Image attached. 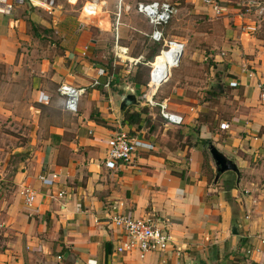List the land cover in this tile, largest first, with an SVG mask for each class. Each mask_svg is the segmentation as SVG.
I'll return each mask as SVG.
<instances>
[{"label": "crops", "instance_id": "crops-1", "mask_svg": "<svg viewBox=\"0 0 264 264\" xmlns=\"http://www.w3.org/2000/svg\"><path fill=\"white\" fill-rule=\"evenodd\" d=\"M59 1L45 11L50 21L28 3L0 16V264H264V0H224L219 17L200 0L175 3L211 43V54L191 52L190 67L149 98L180 114L178 127L147 101L125 108L138 122L124 120L126 89L114 78L110 88L92 85L106 82L93 56L99 25L67 15ZM169 26L166 37L183 39ZM43 29L59 39L56 47L31 44ZM61 84L85 88L76 114L63 110ZM119 129L153 149L111 170L107 140ZM210 145L237 172L215 181ZM51 174L58 178L43 186L39 177ZM22 186L36 192L32 207ZM115 213L166 227L172 247L143 258L116 253L122 235L108 220Z\"/></svg>", "mask_w": 264, "mask_h": 264}, {"label": "built area", "instance_id": "built-area-1", "mask_svg": "<svg viewBox=\"0 0 264 264\" xmlns=\"http://www.w3.org/2000/svg\"><path fill=\"white\" fill-rule=\"evenodd\" d=\"M201 3L207 7H210L216 17H219L222 13L221 4L224 0H200ZM26 3L39 7L51 13L55 6L54 0H0V16L9 17L12 15L15 8L25 5ZM89 5L88 9H86ZM98 2L94 0L83 6L82 10L87 16L95 15L98 11ZM121 9V7L119 8ZM129 7L126 6L125 10ZM135 11L141 15L148 25L151 27L150 34L146 35L149 40L154 43L162 44L164 50H170L171 48H179L184 51V43H178L176 41L166 40L164 30L169 25L173 18V14L176 9L168 1H150L140 2L135 6ZM118 24V22H117ZM250 31H254V28H248ZM117 52L125 55L126 50L121 47H116ZM162 52V51H161ZM122 55H118L121 59ZM134 65L142 64L149 69V81L152 82L154 68L152 62L142 63L143 57L129 59ZM121 62H125L121 59ZM178 64V63H177ZM173 66L175 68L177 66ZM170 73V72H169ZM98 75L104 77L106 82L104 87L108 88L112 82V76H109L104 70H99ZM169 75V74H168ZM167 78H163L158 84L161 85ZM93 87L99 85L98 80L93 82ZM158 85V86H159ZM259 100L264 109V79L258 85ZM58 95L63 99V110L67 113L76 114L79 110L80 99L85 93V88L75 87L69 84H61L57 89ZM142 99H146L147 95H143ZM48 100V97L43 96L42 101ZM149 105L155 106L159 109L160 118L165 124L170 126H182L184 118L175 112L169 110L166 101L159 103H153L150 99H146ZM153 147L145 143L142 139L131 135L123 129L116 131L107 140V156L104 160L105 167L108 169H115L117 164H128L133 159L134 155L142 150H151ZM58 178L57 174L41 175L39 180L45 187H49ZM19 195L25 202L27 207H32L35 202L36 192L29 186H22L19 190ZM59 198L65 196V192H59L57 194ZM109 223L117 230L120 231L122 239L119 240L118 245L115 247L116 253L125 254L137 251L139 257L143 258L146 254L152 252H165L173 245V237L171 232L166 228H160L150 220L135 219L128 215H122L115 213L110 215ZM260 242L264 243V233L259 236ZM60 259V257L58 258Z\"/></svg>", "mask_w": 264, "mask_h": 264}, {"label": "rangeland", "instance_id": "rangeland-1", "mask_svg": "<svg viewBox=\"0 0 264 264\" xmlns=\"http://www.w3.org/2000/svg\"><path fill=\"white\" fill-rule=\"evenodd\" d=\"M61 1L63 2V8L67 15H70L71 17L74 16L76 18L81 16L80 22L86 23L87 21V23L91 22L99 25L97 33L93 36L96 42H98L93 52L95 60H101V63L109 76L113 75L114 79L118 77L117 82L113 80V82L116 83V89H118V86L122 89H126L129 94L136 96L138 101L146 102V99H149L151 96H147L146 99H142L141 97L143 95H147L148 91L151 89L156 91L158 87L156 90L153 89V84L149 81V69L147 66L142 64L134 65L127 58L137 59L142 56L143 60L141 61H144L142 63H156L157 60L162 58L161 51L165 49L162 44H156L144 35L150 31V27L146 20L135 11V6L138 3L168 1L175 7V9L177 8L169 25L173 31L179 30V34H181L183 39L165 37L168 41H176L178 43L186 42V45L185 51L182 53L177 66L170 69L168 77H170L174 71L181 73L183 68L190 67L188 65L189 60L187 61V59L191 56V52L193 53L197 52L196 50H204L206 51L205 56L211 54V43L209 37L207 36V30L205 29L202 35L199 33L198 35L196 34L193 22L189 21L186 16L187 14L183 10H178V7L175 6V3H177L178 0H103L104 3L99 4L97 13L92 16H87L83 12L82 8L84 5L81 0H78L76 3V0H60L59 2ZM54 2L56 4L57 0H54ZM73 2L75 4H73ZM126 6L129 7L128 10H125ZM120 7L121 9H119ZM37 9L41 11L40 15H42V18L46 21H50V19L54 17L53 15L50 16L46 14V12L40 8ZM178 19H184L188 21V23L180 22ZM47 29H43L41 34L42 39H39V41L33 40L31 41V44L40 46L45 50H47V47H56V43L59 39H56L52 35L51 29ZM117 46L126 50L125 55L117 52ZM156 48L158 50V55L154 57V59L148 61L147 58L151 56L152 51ZM51 54L52 52L50 50L45 54V57ZM118 55H122L121 59L125 62H121ZM205 63H207L208 66L213 64L210 57L207 58ZM135 82L141 86V93L139 94L134 92L133 88L135 87ZM129 108H131V106H129ZM1 126H3V124H0V127Z\"/></svg>", "mask_w": 264, "mask_h": 264}, {"label": "bare ground", "instance_id": "bare-ground-1", "mask_svg": "<svg viewBox=\"0 0 264 264\" xmlns=\"http://www.w3.org/2000/svg\"><path fill=\"white\" fill-rule=\"evenodd\" d=\"M89 5H87L86 9H88ZM182 50L179 48H171L170 50H163L161 52L162 58L157 60L156 63L152 64L154 68V72L152 74L153 79L151 84H153V89L156 90L159 87L158 83L165 77H168L170 69L177 64L182 56ZM152 89L148 91L147 96H152L153 93Z\"/></svg>", "mask_w": 264, "mask_h": 264}, {"label": "water", "instance_id": "water-1", "mask_svg": "<svg viewBox=\"0 0 264 264\" xmlns=\"http://www.w3.org/2000/svg\"><path fill=\"white\" fill-rule=\"evenodd\" d=\"M138 104V101L134 95H127L124 100L121 103V110L131 106ZM209 152L211 154L212 159L215 162V181H217V178L220 174L227 172V171H234L237 172L236 165L227 159L222 153H220L213 145L209 146Z\"/></svg>", "mask_w": 264, "mask_h": 264}, {"label": "trees", "instance_id": "trees-1", "mask_svg": "<svg viewBox=\"0 0 264 264\" xmlns=\"http://www.w3.org/2000/svg\"><path fill=\"white\" fill-rule=\"evenodd\" d=\"M31 26H32V28L34 29V25L33 24H31ZM157 44V43H156ZM158 55V50H157V48L155 49V50H153L152 51V54H151V56H149L148 58H147V60L148 61H150V60H152V59H154V57H156ZM118 78V77H117ZM117 78L115 79V81L117 80ZM113 84H114V82H113V80H112V82L110 83V86H113ZM104 86V84H99L98 86H97V88H99V90L100 89H102V87ZM109 86V87H110ZM123 113H124V120L125 121H127L129 124H134V123H136V122H138L139 121V117H140V115H138V114H136V113H129V111H128V109H125V110H123L122 111ZM204 144L206 145V144H209V141H204ZM213 179V177L211 178V180Z\"/></svg>", "mask_w": 264, "mask_h": 264}]
</instances>
